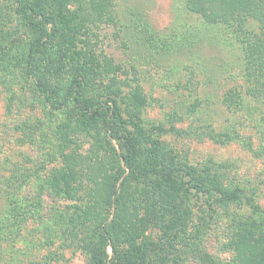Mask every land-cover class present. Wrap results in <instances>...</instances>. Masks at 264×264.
I'll return each instance as SVG.
<instances>
[{"label":"rangeland","instance_id":"1","mask_svg":"<svg viewBox=\"0 0 264 264\" xmlns=\"http://www.w3.org/2000/svg\"><path fill=\"white\" fill-rule=\"evenodd\" d=\"M13 6L12 1L0 0V178L18 176L21 182L7 201L8 210H27L32 217L21 231L22 239L11 246L9 260L88 264L83 238L117 231L115 195L111 210L106 205L99 215L86 213L89 191L99 183L107 189L112 184L109 169L108 175L97 169L93 178V167L101 164L96 159L104 163L110 158L98 143L105 133L96 121L89 135L71 130L67 110L53 109L25 75V51L40 34ZM63 6L72 12L76 3ZM45 7L55 12L53 2ZM112 16V21L89 24L90 50L102 64L111 61L117 77L138 86L146 97L142 125L159 142L161 165L196 168L224 188H236L239 195L212 206L199 201L185 216L183 206L162 198L165 189L159 178L150 175L127 182L126 201H147L141 210L143 223L134 230L150 236L155 247L146 239L136 243L133 232L123 230L124 235L115 237L121 256L138 251L133 264H149L143 260L153 258L158 264L260 262L264 237L244 233V224L259 223L255 206L264 210V103L246 97L240 106L228 107L229 91L245 95L250 85L234 31L223 23L204 21L183 0H115ZM249 21V29L264 28V13L250 15ZM74 42L72 32L60 30L40 45L35 57L37 78L55 101L75 74ZM101 69L91 70L92 80L107 78ZM65 125L69 127L63 129ZM63 131L74 141L63 140ZM66 155L76 162L84 160L74 167L82 173L69 195L60 178L70 170ZM156 212L165 215L162 221ZM162 224L174 227L163 231ZM130 237L133 240L127 241ZM108 251L113 256L110 245Z\"/></svg>","mask_w":264,"mask_h":264},{"label":"trees","instance_id":"2","mask_svg":"<svg viewBox=\"0 0 264 264\" xmlns=\"http://www.w3.org/2000/svg\"><path fill=\"white\" fill-rule=\"evenodd\" d=\"M8 1H12L14 4V11L17 15L21 18H30L31 25L40 34L39 38H35L28 44L25 51L23 57L25 75L35 81L36 87L42 92L46 102L53 109L67 110V125H74L71 130L83 131L89 135L91 125L96 121L101 124L105 133V136L101 137L98 143L99 147L108 152L107 155L110 158L104 163L102 159H96V162L101 164L93 167V178L96 176L97 169L98 173L104 172L106 175L109 174V169L112 171V184L107 189L99 183L93 187V190L89 191L86 213L96 211L95 214L99 215L101 212L98 211L106 205L108 210H111L113 195H115L114 229L117 231L113 230L107 235L100 233L99 236L93 233L92 236L83 238L82 247L88 253V264H133L132 260L136 259L132 256L134 254L139 257V252L134 251L132 254L121 256L122 252L118 250L115 243V237L124 235L123 230L133 232L132 237L136 243L139 241L140 244V239L142 241L146 239L148 243H151L150 236L134 230L138 224L143 223L144 215L141 216V210L143 205H147V201L144 199V204L142 198L132 202L125 200L126 196L123 192L126 183L131 180L138 181L150 175L159 178L163 183L161 188L165 189L161 191L162 198L168 203L175 202L174 206H183L185 216L191 214V210L199 201L212 206L239 198L236 188H224L218 180L207 177L204 172L196 168L188 165H177L165 169L161 165L158 152L159 142L146 132L142 125L141 114L146 106V97L138 86H132L125 78L117 77L118 75L115 74L117 67H114L111 61L106 60L105 64H102L91 53L90 37H86L90 23L112 21V6L115 0ZM68 1L76 3V8L72 12L67 11L63 6L64 2ZM183 1L190 12L197 14L204 21L223 23L225 24L224 27L233 30L234 36L242 47L246 67L245 77L250 85H248L245 95L238 92L230 93L229 91L226 100L227 104L229 103L228 107L240 106L246 97L255 98L258 102L264 103V28L258 30L247 28L250 15H255L258 12L264 13V0ZM48 2L54 3L55 12L53 14L46 12L45 6ZM60 30L72 32L75 39L72 45V53L76 55L75 61L78 64H76L75 74L71 76L63 91L62 98L55 101L52 99L50 89L37 78L35 57L40 45ZM100 67H102L101 73L107 78L104 79L100 75V79L92 80L91 70ZM262 115L264 116V112ZM67 127L69 126L65 125L63 129ZM62 135V139L68 144L74 141L68 132L63 131ZM65 159L70 170L61 173L60 178L69 195L71 191L76 189L73 188L72 182L81 176L82 171L74 168L81 160L77 158L76 162L72 155H66ZM106 163H108L107 166ZM13 177L0 178V264H18L12 259L9 260L11 246L22 239L21 231L24 230L28 220L32 217L27 210L17 211L14 214L8 210L7 201H9L10 196L16 193L21 182L17 178L18 176ZM119 180L121 181L119 182ZM118 182L119 193L116 190ZM144 207L148 210L147 206ZM255 211L258 212L259 223L252 222L254 224H251L250 220H247L244 224V233L250 232L251 236L264 237V210L260 206H255ZM160 215L157 212L154 214V216H159L162 221L165 215ZM169 225L162 224L160 228L167 231L168 228L174 227ZM254 229L255 232H253ZM132 237L127 241H132ZM152 243L151 246H154ZM109 245L112 247L113 256L108 251ZM153 249L151 247L153 253L156 254ZM262 260L264 259L261 258L260 262L251 263L264 264ZM233 261L231 264H247L242 260ZM143 262L158 264L156 258H153V262L145 259Z\"/></svg>","mask_w":264,"mask_h":264}]
</instances>
